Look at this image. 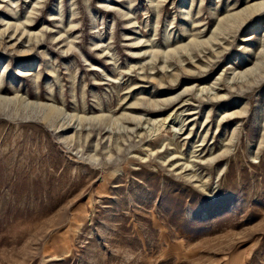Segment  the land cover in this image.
I'll return each mask as SVG.
<instances>
[{
    "label": "rangeland",
    "instance_id": "rangeland-1",
    "mask_svg": "<svg viewBox=\"0 0 264 264\" xmlns=\"http://www.w3.org/2000/svg\"><path fill=\"white\" fill-rule=\"evenodd\" d=\"M0 264H264V0H0Z\"/></svg>",
    "mask_w": 264,
    "mask_h": 264
},
{
    "label": "bare ground",
    "instance_id": "bare-ground-1",
    "mask_svg": "<svg viewBox=\"0 0 264 264\" xmlns=\"http://www.w3.org/2000/svg\"><path fill=\"white\" fill-rule=\"evenodd\" d=\"M243 11H245V10H243ZM241 12H242V11H241ZM241 12H240V13H241ZM252 12H253V11H252ZM253 13H254V12H253ZM14 44H16V43H14ZM14 44L11 43L12 46H14ZM17 45H18V44H17ZM165 101H166V100H165ZM181 129H182V128H181Z\"/></svg>",
    "mask_w": 264,
    "mask_h": 264
}]
</instances>
